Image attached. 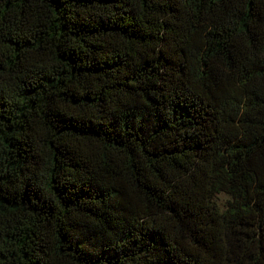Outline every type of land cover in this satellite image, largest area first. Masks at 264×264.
Masks as SVG:
<instances>
[{"label":"trees","instance_id":"trees-1","mask_svg":"<svg viewBox=\"0 0 264 264\" xmlns=\"http://www.w3.org/2000/svg\"><path fill=\"white\" fill-rule=\"evenodd\" d=\"M0 264H264V0H0Z\"/></svg>","mask_w":264,"mask_h":264}]
</instances>
